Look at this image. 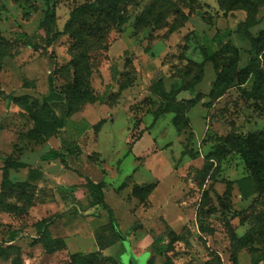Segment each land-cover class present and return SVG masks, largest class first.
<instances>
[{
  "label": "rangeland",
  "instance_id": "rangeland-1",
  "mask_svg": "<svg viewBox=\"0 0 264 264\" xmlns=\"http://www.w3.org/2000/svg\"><path fill=\"white\" fill-rule=\"evenodd\" d=\"M96 1L0 0V31L8 40H22L0 63V194L4 161L35 166L50 149L74 143L89 166L85 180L106 184L105 203L119 224L120 242L88 256L97 252L92 231L109 215L92 206L83 181L66 184L78 187L81 202L73 207L60 189L23 184L24 173L15 171L11 181L20 184L0 201V264L17 256L24 264H66L76 253L83 256L73 264H233L234 256L238 264H263L264 191L239 140L251 141L264 155V91L257 99L247 96L257 55L264 71L258 51L264 48V0H251L247 8L240 0L229 12L218 0H111L112 16L95 24L78 48L72 35L62 34L64 26L74 9ZM168 2L189 15L175 32ZM153 3V15L140 22ZM49 14L54 20L47 40ZM249 18L254 46L238 32ZM202 49L214 55L217 68ZM203 63V79L194 84ZM219 91L225 92L221 98ZM52 92L63 105L77 97L82 106L62 133L36 127L35 118L51 121L42 108ZM193 100L197 104L186 105L181 119L162 115L167 104ZM61 106L45 109L62 116ZM58 169L51 171L60 175ZM134 186L154 189L138 198ZM51 220L56 237L58 223H75L68 250L45 252L37 228ZM247 235L251 247L240 249ZM162 245L169 246L166 256Z\"/></svg>",
  "mask_w": 264,
  "mask_h": 264
},
{
  "label": "trees",
  "instance_id": "trees-1",
  "mask_svg": "<svg viewBox=\"0 0 264 264\" xmlns=\"http://www.w3.org/2000/svg\"><path fill=\"white\" fill-rule=\"evenodd\" d=\"M111 0H97L95 3H88L86 5L77 7L72 11L70 14V17L68 21L66 22L64 26V31L62 34H70L72 35L75 40H76V46L79 48L81 45L87 41V37L93 34V27H95V24L99 25L101 23H104L109 17L112 16V12L114 9V5L116 2L112 3L109 2ZM162 3L167 2L166 0H161ZM240 0H228L226 3L225 0H218V3L220 5V8L224 12H229L231 11L234 6H236L239 3ZM244 1V2H243ZM243 7L242 8H247L251 0H243ZM170 8L166 16L175 14L176 16V21L173 27H171V31L175 32L177 30H180L183 28L185 23L189 20V15L185 14L180 7L173 5L172 3H169ZM155 3L151 4L148 10L145 12L144 16L142 17L140 22H143L147 19H149L155 10ZM165 16V17H166ZM162 15L156 19V22L161 21ZM53 16L52 15H47L45 22H44V29L47 33V40L51 34L50 27L51 24L53 23ZM254 20L253 18H249L245 23L241 24L238 32L243 33V35L248 38L252 43L253 46L256 44L255 39L252 37L251 33L248 31V28L253 24ZM56 37V36H55ZM53 37V38H55ZM53 38L51 40H53ZM18 42H22V40L18 39L16 41L8 40L5 38L3 33L0 31V63L2 62L3 58L9 54L14 48L15 44ZM28 46H32V43L27 41L25 42ZM204 52L205 56V61H211L214 65L215 68H217V63L213 59V54L209 55L206 49H202ZM260 53H263L264 56V48H261L258 50ZM258 55L255 57L251 63H250V74L254 76V86L253 89L250 93L247 94L248 97L251 99H257L260 96H262L263 91H264V71L262 67L260 66V62L258 60ZM203 65H201L202 69L200 71L198 79L195 81L194 84H199L202 79H203ZM51 86L53 89V81L51 82ZM192 87V85H191ZM171 94H167L166 92H163L162 95L165 97H168ZM225 92L219 91L217 93V97L221 98ZM77 97H73V99H70L67 105H63L65 101H63L62 97L56 93H50L49 96H47L44 99V107L42 108L44 113H47V116H50L51 121L46 122L45 120L42 119L40 121L39 119H36V127L38 128H43L47 131L51 130L52 132L56 133H62L66 130L70 118L81 111V105H78L76 101ZM57 102H60L62 104V116L58 114V112L54 109L52 111L46 110L45 107L55 104ZM198 101L193 100V101H188L187 103H171L167 104L165 108L162 111L163 114H175L176 117L181 119L182 115V109L185 108V106H190L193 107L197 104ZM179 120V119H178ZM103 124H101L102 126ZM100 126V128H101ZM100 128H97V133L99 132ZM139 139H136L137 141ZM240 142V153L244 159L245 164L252 170L253 175L256 179L257 186L264 191V155L261 154L259 151L258 147H255V145L247 140H239ZM75 155L79 156L80 151L79 147L77 145H70V147H66L64 151H56V150H51L47 154H45L42 159L44 161H50V160H60L63 164H66V156L67 155ZM25 165L23 164H18L15 162H12L10 159H7L4 161V168H3V176H2V183H1V188L2 192L0 194V201L1 198L4 196V194L7 192V190H11L17 184L12 183L10 180V170H18L20 168H24ZM22 184V183H21ZM23 184L30 185L29 183L25 182ZM106 187V184L103 181L100 182H94L91 179H87V194H88V199L91 200L92 206H101L104 210L107 211L109 215V221L108 224L101 226L99 229L96 230L95 232V241L98 246L99 251L96 253H92L88 256H94L97 254L104 253L106 250L110 249L111 247L115 246L120 242L119 238V224L114 216L113 210L105 203V197H104V189ZM125 186H123L124 188ZM154 187L153 186H147V187H139V186H134L133 188V196L135 197H145L148 194H150L153 191ZM51 221H41L37 228V234L38 238H40L42 242V246L47 254H54L55 252H58L62 249H64V243L61 239L55 238L52 233L50 232L49 228ZM134 229V228H133ZM132 229V230H133ZM17 238V234L14 233L11 236V241H14ZM160 238L157 239V241H160ZM241 244H240V249L251 247L252 243V238L251 236L247 235L243 239H241ZM160 254L163 256H166L170 250L169 246L162 245L160 247ZM78 256H83L81 254H74L71 256L72 261L66 264H73V259H75ZM233 264H238L237 261V256H234L233 258ZM262 261L264 264V250L262 253ZM12 264H24L21 256H17L16 258L13 259ZM148 264H150V261H148Z\"/></svg>",
  "mask_w": 264,
  "mask_h": 264
},
{
  "label": "crops",
  "instance_id": "crops-1",
  "mask_svg": "<svg viewBox=\"0 0 264 264\" xmlns=\"http://www.w3.org/2000/svg\"><path fill=\"white\" fill-rule=\"evenodd\" d=\"M63 143H65V141H63ZM72 144L75 145L74 143H72ZM65 149H66V147L62 146V148H60V149H50L48 152H50L51 150L64 151ZM48 152H46L45 154H47ZM45 154H43L42 157ZM42 157L40 158L38 164L35 166H25L24 168H20L18 170L11 169L10 170V180H12L13 179L12 177L16 174L15 171L23 172L25 177H23V179L20 182H22V183L27 182L32 186H36L38 188H43V189L46 188L48 190H53L55 188H58V189H60V194H62V197L66 201L69 198L68 203L73 204L71 206H73V207L78 206L79 202H81V200L76 196V192H75L76 190H78V187L73 185V186H71V188H69V187L67 188L66 184H68V183L76 184L77 180H79V181L81 180L84 182L83 184L85 186L87 185V179L85 180V178L87 177L86 175L90 172H88L89 166L85 165V162L83 161V159H80V158H83V156H80V157L77 156L76 157L75 155H69L68 154L65 158L66 164H63L60 160L44 161L42 159ZM76 162H78L77 163L78 166L81 165L80 168H82L83 171H81L79 167L75 166ZM56 166H59L58 170H59L60 175H56L53 173V171H51L52 168H54ZM86 171L88 173H86ZM2 176H3V171H2ZM83 184H80V185H83ZM63 189H70L69 193H71V194L66 195L67 191L63 192L64 191ZM66 196L68 198H66ZM74 214H77L76 211H74ZM58 224L60 227V229H59L60 233H58L60 237H56V234H54V232H52L53 228L57 225L54 220L51 223L49 230L55 238H59V239L61 238V240L63 241L64 246H65L64 250H66V249L68 250L66 238L69 236V232H68V231H70L69 228L72 225L74 226L75 223H73L72 221H68V220L65 221L64 220ZM106 224H108V222L103 223V224H98V226L95 227V229L92 231V235L94 237V240H95L96 230L99 229L101 226H104ZM127 240L129 241V238ZM96 246H97V244H96ZM97 251H99L98 246H97ZM76 254H81V253H76Z\"/></svg>",
  "mask_w": 264,
  "mask_h": 264
}]
</instances>
